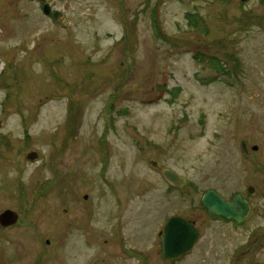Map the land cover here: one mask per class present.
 <instances>
[{
  "label": "rangeland",
  "instance_id": "374dc122",
  "mask_svg": "<svg viewBox=\"0 0 264 264\" xmlns=\"http://www.w3.org/2000/svg\"><path fill=\"white\" fill-rule=\"evenodd\" d=\"M45 2L57 21L0 0L6 264H166L164 218L201 221L207 190L256 186L264 212V0ZM202 224L179 264H225V223ZM228 234L264 263V213Z\"/></svg>",
  "mask_w": 264,
  "mask_h": 264
},
{
  "label": "flooded vegetation",
  "instance_id": "af4514ba",
  "mask_svg": "<svg viewBox=\"0 0 264 264\" xmlns=\"http://www.w3.org/2000/svg\"><path fill=\"white\" fill-rule=\"evenodd\" d=\"M242 145L245 146L244 143H242ZM246 150L247 149L245 146L244 151H246ZM253 150L257 151V146H253ZM159 174L161 175L160 172H159ZM162 179L167 184V189L169 191H172V190L174 191V190H178V189L182 188V187L172 186L168 181H166L163 178V176H162ZM226 186H227V182H225V188H224L225 191L227 190ZM189 187H191V186H189ZM208 191H210V190H207L206 192H208ZM257 193H258V189L256 186H246L241 190H234L230 193L225 192V195H223V196L219 194L226 204H233L234 200L237 197L241 198V202L244 201L245 203H247V205L249 207L248 212H247L246 217L244 219H242L241 221H238V220L233 219V218L228 219L226 217L214 216V215L210 214L202 204V199L204 196V194H203L199 203H198V206L196 207L199 209L200 217H202L203 219L201 218L200 219L201 221H197V220L188 218L185 215H179V214H172V215L168 216L167 218H164L163 224L157 232V241L155 242V246H154L155 247V253L159 257V259L162 260L163 262H165L166 264H179V263H181L183 260H185L193 252L194 248L196 247L199 240L201 239L202 228H203L202 221H206V220H210V219H216V220H220V221L225 223V264H264L263 261H261V260H248L249 259V251H244L243 249H246L247 247H249V244H247V243H249V241H250L249 240L250 236H248V239L245 240L243 244L237 245L233 250L229 251V249H228V240H229L228 232H229V229H233V230L243 229L246 226V224L249 223V221L254 216H260L262 213H264V212L261 213L260 207H258L256 205L255 197H256ZM175 217L182 218L185 221H187L189 224H191L196 229V231L198 232V236L195 239L191 249L188 250L186 253L168 258L165 256V254L163 252V232H164V229H165L168 221L171 218H175ZM0 227L5 229L7 226H2L0 224ZM256 232H257V229L253 228L249 232L250 233L249 235H251V233H253V235H257ZM253 238H254V236L252 237V239ZM255 243H257V238H255ZM17 257L18 256H16V255H12L11 257L9 256L8 257V260H9L8 263L12 262L13 261L12 259H17ZM5 260H6L5 257L4 258L0 257V264H6Z\"/></svg>",
  "mask_w": 264,
  "mask_h": 264
},
{
  "label": "water",
  "instance_id": "95a60500",
  "mask_svg": "<svg viewBox=\"0 0 264 264\" xmlns=\"http://www.w3.org/2000/svg\"><path fill=\"white\" fill-rule=\"evenodd\" d=\"M39 1L44 2L42 7L44 15L49 16L51 14L53 20L57 21L61 13L56 11L51 13L50 5L45 3V0ZM34 158H36L35 153L27 155V159L29 160H33ZM151 163L153 166L156 165L155 162ZM160 173L172 186L182 187L185 185L184 179L170 169L164 168ZM202 204L214 216H222L228 219L233 218L238 221L246 217L249 208L247 203L244 201L241 202L240 197H237L233 204H226L221 196L213 190L204 194ZM16 219L17 214L10 210H6L0 214V224L2 226L11 225ZM197 236L198 232L187 221L179 217L171 218L163 232V252L165 256L169 258L186 253L191 249Z\"/></svg>",
  "mask_w": 264,
  "mask_h": 264
},
{
  "label": "trees",
  "instance_id": "16d2710c",
  "mask_svg": "<svg viewBox=\"0 0 264 264\" xmlns=\"http://www.w3.org/2000/svg\"><path fill=\"white\" fill-rule=\"evenodd\" d=\"M231 60H233L232 58L234 57V55H229L228 56ZM232 57V58H231ZM235 59V58H234Z\"/></svg>",
  "mask_w": 264,
  "mask_h": 264
}]
</instances>
